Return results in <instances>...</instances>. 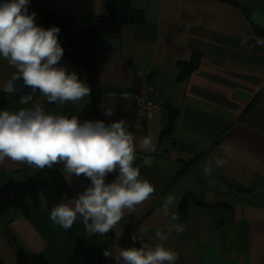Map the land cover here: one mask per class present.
Returning a JSON list of instances; mask_svg holds the SVG:
<instances>
[{
	"label": "crops",
	"instance_id": "0c3cea01",
	"mask_svg": "<svg viewBox=\"0 0 264 264\" xmlns=\"http://www.w3.org/2000/svg\"><path fill=\"white\" fill-rule=\"evenodd\" d=\"M130 3L144 21L96 41L95 97L90 88L91 94L75 103H49L22 80L7 90L15 69L3 58L0 92L7 100L3 110L9 112L38 104L46 114L75 115L81 123L124 119L138 140L151 133L156 150L137 151L135 164L155 192L103 236H89L80 217L67 231L54 225L44 196L37 201L26 196L25 209L0 212V264H116L114 256L103 255L105 249L116 254L140 242L162 243L178 254L176 264H264V47L251 46L252 39L244 47L240 43L243 37H264V0ZM28 12H35L36 24L45 29L46 12L72 15L71 30L82 31L107 14L108 6L107 0H29ZM180 62L194 65L181 80ZM58 66L90 87L74 58L63 57ZM142 81L154 85L152 99L160 108L145 128L137 129L131 120ZM27 95L31 98L23 100ZM105 109H113L112 116ZM171 109L176 110L172 120ZM145 156L152 159L150 167L143 164ZM217 157L228 164L215 167ZM209 159L212 172L205 175ZM61 170L71 189L66 203L89 181ZM37 173L26 163L6 160L0 164V188ZM114 178L110 174L106 180ZM169 195L175 196L176 207L166 216L162 203ZM172 213L179 215L176 223L183 232H169ZM157 229L167 238L159 240ZM132 235L138 240L133 242Z\"/></svg>",
	"mask_w": 264,
	"mask_h": 264
},
{
	"label": "clouds",
	"instance_id": "9594fccd",
	"mask_svg": "<svg viewBox=\"0 0 264 264\" xmlns=\"http://www.w3.org/2000/svg\"><path fill=\"white\" fill-rule=\"evenodd\" d=\"M29 0H3L0 2V58L15 69L7 90H15L14 82L34 93L39 90L49 103L77 102L91 94L88 87L75 72L58 66L64 49L58 39L59 27L45 29L35 22L36 13L28 12ZM264 47V37H243L241 47L248 45ZM31 95L23 97L28 100ZM113 109H105L112 116ZM124 119L105 124L104 121H84L78 116L46 114L40 105L17 112L0 111V164L10 160L39 169L62 164L63 171L75 177H83L89 184L83 191L59 203L50 211V220L56 226L69 230L78 217L82 218L89 236H101L110 232L127 212L134 214L136 207L155 192V187L140 175L136 166L137 151H155L154 139L149 133L142 139L128 131ZM224 152L231 147L221 145ZM152 159L145 156L143 164L151 166ZM215 167H223L228 160L217 157ZM213 160L204 167L205 175H211ZM115 174L108 182L106 178ZM176 207L174 195L167 196L162 208L169 214ZM169 232L181 233L184 226L179 215L172 213ZM143 230V228L141 229ZM155 236L167 237L160 229ZM137 241L135 235L131 236ZM140 247L120 248L116 254L105 249V257L114 256L116 264H176L178 254L162 243L155 245L140 242Z\"/></svg>",
	"mask_w": 264,
	"mask_h": 264
},
{
	"label": "trees",
	"instance_id": "16d2710c",
	"mask_svg": "<svg viewBox=\"0 0 264 264\" xmlns=\"http://www.w3.org/2000/svg\"><path fill=\"white\" fill-rule=\"evenodd\" d=\"M107 6V14L99 15L92 27L82 31L71 30L75 23V17L72 15L45 13L46 28L59 27L58 39L64 49L63 57H72L80 64L87 75V83L93 90L94 97L97 94V81L93 69L96 41L101 37H117L125 25L144 21L143 13L135 11L130 0H107ZM179 66L180 80L187 77L194 67L192 63L186 62H180ZM6 105L7 100L0 92V111ZM175 115L176 110L171 109L170 119L172 120ZM62 167V164H55L51 168H38L37 175L27 182H12L0 188V212L12 207L25 209L26 196H31L37 201L38 197L43 195L49 208L67 200L71 196V189L61 170Z\"/></svg>",
	"mask_w": 264,
	"mask_h": 264
},
{
	"label": "built area",
	"instance_id": "2783aa9c",
	"mask_svg": "<svg viewBox=\"0 0 264 264\" xmlns=\"http://www.w3.org/2000/svg\"><path fill=\"white\" fill-rule=\"evenodd\" d=\"M3 2V0H0ZM155 87L151 82L142 81L134 93V114L131 120V127L143 129L154 117L160 105L152 99ZM28 167L38 169L34 166Z\"/></svg>",
	"mask_w": 264,
	"mask_h": 264
},
{
	"label": "rangeland",
	"instance_id": "374dc122",
	"mask_svg": "<svg viewBox=\"0 0 264 264\" xmlns=\"http://www.w3.org/2000/svg\"><path fill=\"white\" fill-rule=\"evenodd\" d=\"M33 171V170H32ZM40 197H43V196H40ZM43 199H45L44 197H43Z\"/></svg>",
	"mask_w": 264,
	"mask_h": 264
}]
</instances>
